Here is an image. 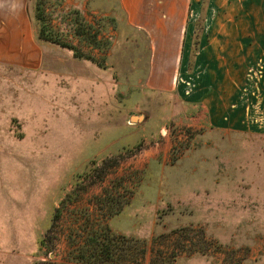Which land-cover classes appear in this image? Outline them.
Instances as JSON below:
<instances>
[{"label": "rangeland", "instance_id": "rangeland-1", "mask_svg": "<svg viewBox=\"0 0 264 264\" xmlns=\"http://www.w3.org/2000/svg\"><path fill=\"white\" fill-rule=\"evenodd\" d=\"M205 1L182 21L177 70L159 74L177 79L166 93L148 88L151 38L118 0H27L39 67L0 62V189H15V264H72L80 252L96 264H264V135L193 127L188 95L201 45L221 29L245 49L264 44V2ZM164 38V64L175 62Z\"/></svg>", "mask_w": 264, "mask_h": 264}, {"label": "crops", "instance_id": "crops-1", "mask_svg": "<svg viewBox=\"0 0 264 264\" xmlns=\"http://www.w3.org/2000/svg\"><path fill=\"white\" fill-rule=\"evenodd\" d=\"M203 1L154 0L155 8L147 13L145 0H118L130 24L144 30L151 38L152 67L147 80L151 90L166 93L176 90L175 76L163 79L159 74L162 76V71L168 68L166 64L177 70L183 36L179 33L182 21L191 3L202 4ZM221 1L237 5L241 2L257 4L262 0ZM209 2L217 3L218 0ZM26 4L27 0H0V24L3 25V30L0 29V62L16 69L36 70L39 67L37 47L33 37L27 38L30 37V29ZM13 6L15 9L10 10ZM235 13L221 12L217 16L209 11L204 17L229 20L237 18L239 14L235 16ZM168 33L172 34L170 53H174L176 63L164 64V37ZM21 35H25L27 43L18 42ZM3 36H13L14 39L8 40ZM241 42L234 30L221 29L214 46H209L206 41L201 45L193 63V74L188 75L190 104L197 107H193L195 112L189 119L193 127H205L225 135H264V44L245 49ZM25 50L29 51L28 54ZM208 239L220 244L217 239ZM205 254L215 256L210 251ZM223 260L222 257L218 262L224 264ZM0 264H15V189H0Z\"/></svg>", "mask_w": 264, "mask_h": 264}, {"label": "trees", "instance_id": "trees-1", "mask_svg": "<svg viewBox=\"0 0 264 264\" xmlns=\"http://www.w3.org/2000/svg\"><path fill=\"white\" fill-rule=\"evenodd\" d=\"M38 21L40 22L41 21V19H38ZM40 32V34H39V36H40V38H42L43 40H45V41H48V39L46 38V37H44L43 36V33H42V31H39ZM118 210H116V211H112V210H109V212H108V216H114V215H116V214H118ZM98 250H100V248H98ZM82 252H80V256L79 257H75V259H74V261H73V263L72 264H96L97 262H93V263H91L90 261H88V259H86L85 257H84V255H83V253L81 254ZM174 260H172V262H173Z\"/></svg>", "mask_w": 264, "mask_h": 264}, {"label": "water", "instance_id": "water-1", "mask_svg": "<svg viewBox=\"0 0 264 264\" xmlns=\"http://www.w3.org/2000/svg\"><path fill=\"white\" fill-rule=\"evenodd\" d=\"M142 121H143V117L142 116L131 117L132 124H134V122L136 124V123H140Z\"/></svg>", "mask_w": 264, "mask_h": 264}]
</instances>
